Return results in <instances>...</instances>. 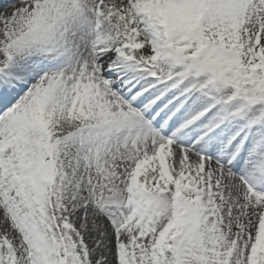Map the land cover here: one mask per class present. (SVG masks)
<instances>
[{
  "label": "snow or ice",
  "instance_id": "snow-or-ice-1",
  "mask_svg": "<svg viewBox=\"0 0 264 264\" xmlns=\"http://www.w3.org/2000/svg\"><path fill=\"white\" fill-rule=\"evenodd\" d=\"M0 264H264V0H0Z\"/></svg>",
  "mask_w": 264,
  "mask_h": 264
}]
</instances>
